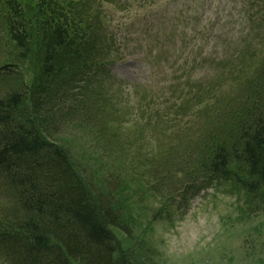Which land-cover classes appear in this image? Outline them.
<instances>
[{
    "label": "trees",
    "instance_id": "16d2710c",
    "mask_svg": "<svg viewBox=\"0 0 264 264\" xmlns=\"http://www.w3.org/2000/svg\"><path fill=\"white\" fill-rule=\"evenodd\" d=\"M80 8L77 0H0V27L18 60L35 62L30 83L19 65L0 67V264H130L118 198L134 185L140 200H159L156 221L177 193L178 210L186 207L191 181L236 187L264 210V63L206 125L184 133L190 142L180 152L158 136L147 144L126 126L120 96L89 90L108 60L91 49L101 43L93 38L101 13ZM68 130L107 159L101 170L66 144Z\"/></svg>",
    "mask_w": 264,
    "mask_h": 264
},
{
    "label": "rangeland",
    "instance_id": "374dc122",
    "mask_svg": "<svg viewBox=\"0 0 264 264\" xmlns=\"http://www.w3.org/2000/svg\"><path fill=\"white\" fill-rule=\"evenodd\" d=\"M77 1L83 14L85 8L86 15L101 13V35L93 36L101 43L91 49L104 62L111 61L89 90L103 88L108 99L120 96L127 110L126 126L144 132L147 144L158 136L155 143L168 139L180 152L190 142L184 133L206 125L222 104L243 92L240 89L249 85L264 63V0ZM113 36L119 37L117 41L122 38V47L112 42ZM99 49L110 50V57ZM19 52L2 25L0 67L19 65L22 78L30 83L35 62L19 61ZM83 77L88 79L86 74ZM86 81L77 85L87 86ZM5 84L0 81V92ZM148 86L152 91L145 90ZM66 134V144L83 156L84 163L93 164L95 172L101 170L107 159L95 156L85 139L78 145L74 135L79 133L68 130ZM189 184L194 192L188 194L186 207L178 210L181 197L174 195L178 203L169 202L167 209L163 204L162 221L154 216L161 207L159 200L151 196L140 200L135 185L119 193L128 231L121 237V246L128 262L264 264V210L255 209L252 199L236 187L209 186L205 180Z\"/></svg>",
    "mask_w": 264,
    "mask_h": 264
}]
</instances>
